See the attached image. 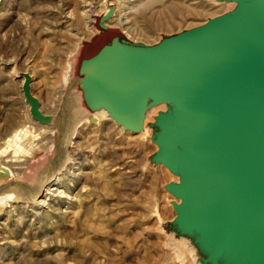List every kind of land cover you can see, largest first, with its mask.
I'll return each instance as SVG.
<instances>
[{
	"label": "rangeland",
	"instance_id": "1",
	"mask_svg": "<svg viewBox=\"0 0 264 264\" xmlns=\"http://www.w3.org/2000/svg\"><path fill=\"white\" fill-rule=\"evenodd\" d=\"M250 3L264 0H0V264H264V185L245 198L243 167L204 138V101L176 82L80 117L40 183L65 113L135 82L151 52L253 31Z\"/></svg>",
	"mask_w": 264,
	"mask_h": 264
},
{
	"label": "bare ground",
	"instance_id": "2",
	"mask_svg": "<svg viewBox=\"0 0 264 264\" xmlns=\"http://www.w3.org/2000/svg\"><path fill=\"white\" fill-rule=\"evenodd\" d=\"M243 3H240V4L238 3L239 5L242 4L241 5L242 7L239 6V8L244 9ZM245 4H246V2H245ZM252 5H254V3H250L248 7L245 6L246 9L249 10V12H250L249 18L250 17L252 18L255 15V13L252 12V10L250 8ZM258 8H259L258 13L260 14V20H259L260 23L258 22L259 23V24H257L258 26L254 27L253 31L251 30L252 29L251 26L245 25L243 27V30H246V32L244 34L238 35L236 33H234V34L232 33L230 36L228 35V36L222 37L220 40L224 43L227 51L230 54L235 55L236 57H239L241 60L245 61L247 66H249V68H251L250 69L251 71L258 73L264 77V47L260 46L261 43L264 45V5H261ZM219 30H217V31H219ZM222 30H223V28H221L220 32ZM217 33H219V32H217ZM188 40L189 39H185L183 44L187 43ZM173 49L165 51L164 53H162L161 51L160 52H151L149 58H147L148 62L149 63L151 62L149 65L148 71L145 72L143 76H141L139 79H137L135 81L138 83H142L143 88L141 90L134 91V93L130 92L129 93L130 95H128V96H123V97L118 96V97H113V98L109 97L107 99L99 100V101H96L92 104H88V102H91V100H94L96 98V97H94V98L89 99V101L86 102L87 105L85 108H83L81 110L78 109L79 107H77L76 109H71L73 114L70 116L69 121H68L67 125L65 126V129H63L61 131V135L63 136V139H64L63 146H62L63 147L62 148L63 156L60 157L59 162L53 167V169L50 170L51 173L46 175L44 177L43 181H41L40 183H43L45 181H50L52 176L55 173H57L60 168H63L65 166V162L63 161L64 156H65L64 148H65V145L67 144V142L69 141V137H70L69 129L80 117L92 112L93 110H96L99 108H106L109 105L117 106L118 108L123 106V109H124V105L130 106V105L136 104L134 107V109H135L134 111H136V109L137 110L139 109V105L145 99H148L147 97L150 95L151 92L154 91V88L164 87V88L169 89V88H171L173 82H176L179 85L180 92L185 91L188 95L189 94L190 95H196V97H199V98H201V100L204 101V103H202V104H204V109L206 110V113L208 115V121H206V123H207V125H209L207 133H205L204 131H203L204 132L203 133L202 130L200 131L204 134V138H206L207 140H211L213 142H216L218 146L226 147L227 150H229V151H233L234 147L237 143H244V144L249 145V146H260V145L264 144L262 139H259V138L264 137V130L262 129V127L258 123H256L255 121H253L249 118V116L247 115V113L243 109L244 107L239 102L241 96H244V95L249 96V95L254 94V92L256 91L255 89H257V87L255 85L245 83L244 81H242V79L239 78V76L237 74H234L235 71L233 69H231V65H229V66L226 65L227 64V60H226L227 58L225 59V57H220L215 52H213L209 49H206L204 47H199L195 52L189 53L188 55H185V56H182L180 59L173 58L170 61L154 60L155 58H158L161 55H163V56L169 55ZM252 57H263V58L260 59L261 61L259 63L250 65L248 63V61H250L249 58H252ZM152 60H154V61H152ZM228 71L229 72L231 71L230 72L231 76L230 75L228 76L226 74ZM128 75H126V76H128ZM227 78H231L233 81L236 82L233 95H231L230 92L224 91L223 86L221 85L222 82L225 81V79H227ZM114 82H116V81H114ZM128 84H130V83H128ZM108 85H110V84H108ZM102 89H100V90H102ZM90 94H91V92H90ZM171 103H173V101ZM177 106L181 107V105L178 103H177ZM129 108L130 107H128V109ZM131 108H133V106H131ZM131 108H130V110H131ZM182 108H183V110L185 109L183 106H182ZM128 112H130L131 114L133 113L132 111H129V110H128ZM186 114L188 116V112ZM66 115L67 114L65 113L63 116L64 120H65ZM133 118H135V116ZM186 120H190V119L186 118ZM188 122L190 123L191 120ZM190 125H192V123ZM132 127H136V125L132 126ZM195 144H196V142H194V145ZM193 147H195V146H193ZM207 149H208V147H207ZM198 151L199 150L197 149V157L199 156ZM192 155H191V157H192ZM195 155H196V153H195ZM223 155H225V154H223ZM204 156L205 155L203 153V157ZM242 156H243V151L240 150L239 153L237 154L236 161H238V163H241V165L243 166L242 170L245 169L248 172V174L241 171L240 177L249 176L252 179H256L258 176L256 171L253 168L247 167V166L242 164V160H243ZM188 158H190V156H188ZM195 158L196 157H194V160H195ZM189 161H193V159L189 160ZM255 161L258 164L264 166V156H260V157L255 158ZM199 162H200V160H199ZM217 164H216V166L218 167ZM177 165L179 166L180 164H177ZM178 166H175V167L178 168ZM229 166L230 165H228V167ZM198 167H199V164H198ZM228 167H226V169ZM220 168H222V167H220ZM212 170H213V167H212ZM212 170H210V172ZM225 170H224V173L222 172L223 175H225ZM178 172H179V170H178ZM187 172L189 173V171H187ZM192 172L193 171L191 170V173ZM191 173H189V174H191ZM227 173L225 176H227ZM207 174L211 175V173H209V170H208ZM188 176H190V175H188ZM189 178H192V177L190 176V177H188V179ZM199 178H201V177H199ZM209 178H212V177H209ZM224 178H223V180H224ZM229 178L228 179L225 178V179L230 181ZM188 181H191V180L189 179ZM203 181H204V179H203ZM191 182H189V183H191ZM238 182H239V178H236V184L235 185H237ZM244 182H245V184L249 185L247 181H244ZM201 183H203V182L201 181ZM222 183L224 185V181ZM199 184H200V181H199ZM230 185L231 184H229L228 186H230ZM247 187L249 188V190H246V193H245L246 195H244L245 198H247L253 190H255V191L258 190V192H260L258 187H254L252 185L247 186ZM228 188H230V190H231V187H228ZM53 190H55V189H53ZM230 190L228 189L229 192H230ZM228 191H225V192L227 193ZM37 194H38V192L35 193V196ZM223 195H225V194H223ZM257 196H259V195H257ZM260 196H261V194H260ZM215 201H216V199H215ZM228 210H230V209H228Z\"/></svg>",
	"mask_w": 264,
	"mask_h": 264
},
{
	"label": "water",
	"instance_id": "3",
	"mask_svg": "<svg viewBox=\"0 0 264 264\" xmlns=\"http://www.w3.org/2000/svg\"><path fill=\"white\" fill-rule=\"evenodd\" d=\"M250 8L252 12L260 16V14L258 13L259 12L258 6L254 4ZM199 43H201L204 48L215 52L218 56L225 57V59L227 58L226 65L227 66L231 65V69L235 71L234 74H237L239 78L242 79V81H244L245 83H249L257 87V89H255L256 91L254 92V94L249 95V96L247 95L241 96L239 102L244 107L243 109L245 110L249 118L255 121L256 123H258L264 130V77L258 73L251 71L250 70L251 68L247 66L245 61L241 60L239 57H236L235 55L230 54L227 51L224 43L220 39L214 40L211 38H205L201 36L192 37L188 40L187 43L185 44L180 43L172 47L171 49L173 48L174 49L171 51L169 55H166V56L161 55L158 58H155L154 60L170 61L173 58H179V57L181 58L182 56L195 52L199 48ZM260 46L264 47L262 43L260 44ZM261 58L263 57L249 58L250 61H248V63L250 65L257 64L261 61L260 60ZM150 63L148 62L146 64L145 66L146 69L144 70L141 76H143L144 73L148 71ZM230 72H229V75L231 76ZM231 82H232V87H231L232 94L231 95H233L236 82L233 81L232 79H231ZM142 88H143L142 83H138V82H132L130 84H125L123 86L109 87L106 90L100 91L92 95L90 98L87 99V101H89V99L91 98L96 97L94 100H91V102H88V104H92L96 101L107 99L109 97L113 98V97H118V96L120 97L128 96L130 95L129 94L130 92L134 93V91L141 90ZM72 114L73 113H70V116ZM70 116H68L65 120H62L61 123L59 124L58 141L60 142L62 146H63L64 140H63V136L61 135V131L65 129V126L67 125ZM259 139H262V141L264 142V137L259 138ZM218 149L222 154H225V156H227L228 158H231V160L233 161L234 160L236 161L237 154L239 153L240 150H242L243 151L242 164L247 167L253 168L258 175L256 179H252L249 176H243L242 178H244L248 182L249 185H252L254 187L259 188L264 185V166L258 164L255 161V158L264 156V144L260 146H249L244 143H237L233 151H229L227 150L226 147H223V146H218ZM239 164L241 165V163ZM242 172H245L248 174V172L245 169L242 170Z\"/></svg>",
	"mask_w": 264,
	"mask_h": 264
}]
</instances>
